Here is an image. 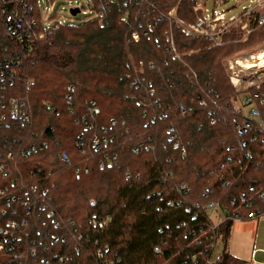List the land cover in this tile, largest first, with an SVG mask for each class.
Returning a JSON list of instances; mask_svg holds the SVG:
<instances>
[{
    "label": "trees",
    "instance_id": "trees-1",
    "mask_svg": "<svg viewBox=\"0 0 264 264\" xmlns=\"http://www.w3.org/2000/svg\"><path fill=\"white\" fill-rule=\"evenodd\" d=\"M149 3L162 22L153 23ZM111 8L101 24H67L21 48L18 76L6 94L24 103L29 123L22 127L9 116L0 124V189L20 195L36 187V204L53 211L52 219L33 214L24 233L41 230L73 240L74 229L89 235L93 217L109 216L112 223L100 240L118 252L122 264H188L186 256L197 248L181 224L199 222H191L186 207L198 204L196 211L202 212L209 202L228 206L233 199L250 198V187L264 190V130L256 122L245 129L226 67L228 60L261 49L264 25L245 42L231 33L214 45L185 36L165 18L175 9L176 18L192 23L191 0ZM149 23L148 36L134 42L131 33L142 34ZM169 40L179 59L168 49ZM2 42L12 46L8 39ZM134 80L139 90L131 87ZM68 86L75 89L70 106ZM258 91L264 96V85ZM89 102L99 108L98 116L90 117ZM82 116L93 124L92 132L84 131ZM101 127L112 140L95 152L90 141ZM103 153L115 155L116 164L100 169ZM168 200L175 206L166 207ZM155 246L160 254L153 252ZM220 264L242 263L223 254Z\"/></svg>",
    "mask_w": 264,
    "mask_h": 264
},
{
    "label": "built area",
    "instance_id": "built-area-1",
    "mask_svg": "<svg viewBox=\"0 0 264 264\" xmlns=\"http://www.w3.org/2000/svg\"><path fill=\"white\" fill-rule=\"evenodd\" d=\"M50 5L58 1V7L53 11L45 5L42 0H0V124L5 121L6 117L17 120L22 127L29 123V116L24 103L7 96L6 90L14 84L17 79V68L20 66L19 52L22 47L29 48L35 42L43 41L49 34L56 31L62 26H66L77 16H81L78 22L96 21L101 24L108 14L111 13L112 6L123 5L133 6L140 3L149 2L150 0H47ZM202 1L203 0H194ZM214 8L209 12L202 4L195 9L201 13L194 24L187 27L183 21H178L175 16V9L170 10L166 19L180 27L187 36H196L211 41L214 45L222 43L224 36L235 25L242 22V18L251 19L256 25H264V0H256L259 4L257 14L249 9L242 7L241 16L226 17V12L215 10L230 0H212ZM252 4L254 0H246ZM201 3V2H200ZM151 15L153 23L163 21V16L155 14L154 4L149 3L146 6ZM72 10L79 11L75 16L71 15ZM256 15V16H255ZM245 31L247 24L242 27ZM151 30V24L138 32L131 33V39L138 42L142 37H147ZM2 38L8 39L12 46H5ZM168 49L173 53L175 59L180 56L176 53L173 42L169 40ZM257 58V63L252 68H244L241 62L248 59ZM228 78L234 89L233 103L239 101L240 110L246 121L245 129H249L254 122L258 127L264 130V96L258 91V88L264 85V51L257 52L248 57H237L226 62ZM138 72H142V63ZM126 79L131 80L127 75ZM131 87L139 90L140 86L137 81L131 82ZM151 90V86L148 85ZM75 89L68 86L65 89V102L70 106ZM7 96V97H5ZM199 106L204 107L203 101ZM100 114L99 108L94 102H89V115L96 117ZM215 123V120H212ZM80 123L84 126V131L92 132L93 124L88 117H80ZM110 125L115 124L114 120L109 121ZM105 128L101 127L99 133H94L90 145L95 152H103L112 138L108 137ZM170 134L169 141H176L173 135V129L168 130ZM175 148L180 147L178 142L174 143ZM46 147L45 145L43 146ZM34 147L29 149L25 156L29 155ZM137 152L134 151V154ZM182 157H185L184 149L180 150ZM62 160L67 162V158L62 155ZM12 158L11 153L7 154ZM99 162V168L111 167L116 164L117 157L103 153ZM230 161V158H227ZM1 170V167H0ZM76 170V174H78ZM84 172L87 173V170ZM128 179V173L125 174ZM227 182L222 187L227 186ZM185 190V186L180 187ZM36 187L23 191L19 194H8L7 187L0 189V264H122V259L118 252L105 243H102L100 236L106 232L112 223L109 216L93 217L90 221L91 232L88 234L78 233L74 229L75 238L69 240L65 235L47 234L41 230L35 233H24L28 229V218L33 214H47L48 219L54 217L52 210L43 206L42 203L35 202ZM47 191L41 193L45 196ZM252 195L250 198L241 197L239 200H231L228 206L219 202H209L203 206L202 212L198 204L193 207H186V212L191 214V222L198 221V224L186 226L182 223L181 227L185 228V237L190 238V246L197 248L186 256L188 264H220L223 254H227V245L229 228L234 222L256 221L264 219V190L255 191L252 187L248 189ZM159 195V194H157ZM206 197V195L204 196ZM166 207H174L175 203L168 200ZM177 205H180L179 203ZM11 213L13 218H5ZM203 218L205 221L200 220ZM202 221V222H201ZM208 222V223H207ZM45 227V221L41 224ZM73 226V223H72ZM31 237V238H30ZM50 246H57L58 250L49 251ZM155 254H160L158 246L153 249ZM49 256V257H47Z\"/></svg>",
    "mask_w": 264,
    "mask_h": 264
},
{
    "label": "crops",
    "instance_id": "crops-1",
    "mask_svg": "<svg viewBox=\"0 0 264 264\" xmlns=\"http://www.w3.org/2000/svg\"><path fill=\"white\" fill-rule=\"evenodd\" d=\"M229 236L228 256L242 264H264V219L234 222Z\"/></svg>",
    "mask_w": 264,
    "mask_h": 264
},
{
    "label": "rangeland",
    "instance_id": "rangeland-1",
    "mask_svg": "<svg viewBox=\"0 0 264 264\" xmlns=\"http://www.w3.org/2000/svg\"><path fill=\"white\" fill-rule=\"evenodd\" d=\"M39 1L42 2V0H39ZM44 1H45V5L48 8H51V10H53V11L59 5L58 4V1H55L53 5H50V3L47 0H44ZM191 1H192V4H193V12H194V14H195L196 17L194 18V21L192 23H190V24L183 22V24L186 27L188 25L194 24L195 21L197 20V18L201 17L200 16L201 13L195 11V9L197 8V6L199 7L202 4V6H205L206 9H208L209 12H212V10L214 8V5H213L214 2L212 0H203V2L202 1H194V0H191ZM257 2L258 1L254 0L252 2V4H249L246 0H230V1L225 2L223 5H221L219 8H217L215 11L216 12H219V11L223 10V11L226 12V17H228V18L230 17L231 18V16H236V17L241 16L240 14H241L242 7H249V9L251 8V10L254 12V14H257V12L259 11V6H258L259 4H257ZM79 18H81L80 15L77 16L75 19H73L69 23V25H79L80 23H83V22H78L79 21ZM177 19H178V21H181L179 18H177ZM251 19L242 18V22L239 25L233 26L231 28V30L224 36V38H223L222 41H224L225 37L228 36V34L235 33V34H237V38H238V41L239 42H245L248 39V37L255 31L254 29L257 26L253 21L252 22L250 21ZM245 23L247 24V28L244 31V30H242L241 27ZM180 30H182V29L180 28ZM184 35L187 36L186 34H184ZM189 37L190 38H197L196 36H190V35H189ZM199 39H203V38H199ZM260 51H264V45L261 46V49L254 50L253 52L247 53L244 56L241 55V56H238V57H243V58L244 57H248V56H250L252 54H255L257 52H260ZM233 105H235L234 107H236V108H239L240 107L239 101H237L236 103H233Z\"/></svg>",
    "mask_w": 264,
    "mask_h": 264
},
{
    "label": "bare ground",
    "instance_id": "bare-ground-1",
    "mask_svg": "<svg viewBox=\"0 0 264 264\" xmlns=\"http://www.w3.org/2000/svg\"><path fill=\"white\" fill-rule=\"evenodd\" d=\"M257 63V58L248 59L247 61L241 62V65H244V68H252Z\"/></svg>",
    "mask_w": 264,
    "mask_h": 264
},
{
    "label": "water",
    "instance_id": "water-1",
    "mask_svg": "<svg viewBox=\"0 0 264 264\" xmlns=\"http://www.w3.org/2000/svg\"><path fill=\"white\" fill-rule=\"evenodd\" d=\"M78 12H79V11H77V10H72V11H71V15H72V16H75Z\"/></svg>",
    "mask_w": 264,
    "mask_h": 264
}]
</instances>
